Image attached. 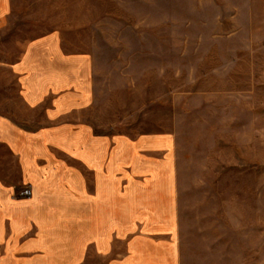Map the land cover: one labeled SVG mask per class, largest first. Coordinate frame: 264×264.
<instances>
[{
  "label": "rangeland",
  "instance_id": "rangeland-1",
  "mask_svg": "<svg viewBox=\"0 0 264 264\" xmlns=\"http://www.w3.org/2000/svg\"><path fill=\"white\" fill-rule=\"evenodd\" d=\"M13 9L20 33L60 31L69 50L94 57L98 134L175 136L182 264H264V0H13ZM55 146L50 156L72 154V143ZM27 168L63 169L42 184L72 191V159Z\"/></svg>",
  "mask_w": 264,
  "mask_h": 264
},
{
  "label": "crops",
  "instance_id": "crops-1",
  "mask_svg": "<svg viewBox=\"0 0 264 264\" xmlns=\"http://www.w3.org/2000/svg\"><path fill=\"white\" fill-rule=\"evenodd\" d=\"M15 22L0 0V264H182L175 136L98 134L94 57ZM65 158L72 191L42 184L63 169L27 168Z\"/></svg>",
  "mask_w": 264,
  "mask_h": 264
}]
</instances>
